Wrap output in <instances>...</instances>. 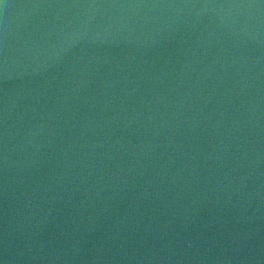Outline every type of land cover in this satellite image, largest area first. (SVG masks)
<instances>
[{
	"label": "water",
	"instance_id": "obj_1",
	"mask_svg": "<svg viewBox=\"0 0 264 264\" xmlns=\"http://www.w3.org/2000/svg\"><path fill=\"white\" fill-rule=\"evenodd\" d=\"M0 264H264V0H0Z\"/></svg>",
	"mask_w": 264,
	"mask_h": 264
}]
</instances>
